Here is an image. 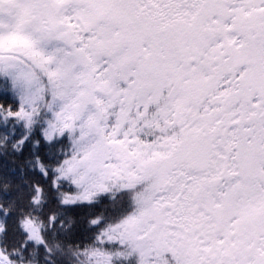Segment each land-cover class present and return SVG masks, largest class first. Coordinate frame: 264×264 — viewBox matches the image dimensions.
Segmentation results:
<instances>
[{"label": "snow or ice", "instance_id": "obj_1", "mask_svg": "<svg viewBox=\"0 0 264 264\" xmlns=\"http://www.w3.org/2000/svg\"><path fill=\"white\" fill-rule=\"evenodd\" d=\"M0 264H264V0H0Z\"/></svg>", "mask_w": 264, "mask_h": 264}]
</instances>
